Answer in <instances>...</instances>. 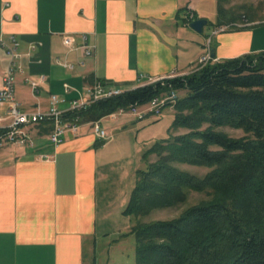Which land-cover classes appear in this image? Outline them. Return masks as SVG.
I'll return each instance as SVG.
<instances>
[{
    "label": "crops",
    "instance_id": "1",
    "mask_svg": "<svg viewBox=\"0 0 264 264\" xmlns=\"http://www.w3.org/2000/svg\"><path fill=\"white\" fill-rule=\"evenodd\" d=\"M183 8L196 19L207 16L201 0H0V34L16 37L23 70L15 86L20 109L46 111L51 95L64 99L57 106L65 109L95 79L126 91L148 79L187 75L207 47L214 61L261 51L252 47L253 32H218L209 42L203 30L183 23ZM65 33L77 45L93 44V56L67 52ZM55 57L74 68L58 65ZM6 66L0 48V87ZM24 77L39 85L31 87ZM63 84L71 87L68 93ZM173 113L168 107L159 117L105 116L100 124L114 122L103 127L111 136L104 142L90 121H82L77 133L65 132L57 145L48 137L49 121L27 128L32 146L1 142L0 264H96L99 230L113 210L123 214L135 172L144 167L142 155L168 137Z\"/></svg>",
    "mask_w": 264,
    "mask_h": 264
},
{
    "label": "trees",
    "instance_id": "2",
    "mask_svg": "<svg viewBox=\"0 0 264 264\" xmlns=\"http://www.w3.org/2000/svg\"><path fill=\"white\" fill-rule=\"evenodd\" d=\"M185 9L188 25L196 18L192 13L187 20ZM172 90L181 94L168 137L143 153L123 215L136 219L176 206L189 191H210L212 199L171 220L135 221L120 239L133 236L135 264H264V51L211 61L75 114L83 122L98 121ZM221 127L245 136L231 138L216 130ZM5 133L0 129V143ZM183 164L210 171L195 176L178 167Z\"/></svg>",
    "mask_w": 264,
    "mask_h": 264
},
{
    "label": "built area",
    "instance_id": "3",
    "mask_svg": "<svg viewBox=\"0 0 264 264\" xmlns=\"http://www.w3.org/2000/svg\"><path fill=\"white\" fill-rule=\"evenodd\" d=\"M191 17L192 12L189 10L186 18L189 20ZM223 28L213 29L211 34L214 35L220 32ZM61 42L67 52L79 50L83 57H91L95 51V46L93 44L83 42L80 45H77L76 37L72 34H62ZM35 47L36 46L32 44L31 48L35 49ZM0 48L5 52L7 57V66L0 87V109L6 107L5 112L0 113V129L6 131L5 136L2 139V142L4 143L32 146V139L27 128L32 124L49 121L52 129L48 137L53 145H57L62 141V135L65 132L71 131L77 133L79 131L82 125V120L80 116L75 114L76 112L86 109L90 104L96 101L107 99L123 92L121 89L113 85L95 79L84 89V92L81 93L77 99L69 101L68 106L65 109H59L57 106L58 103L64 102V99L59 98L56 95H51L48 110L41 111L36 109L30 112L22 111L19 103L15 99L16 77L18 73H23L19 64L20 54L17 51L16 37L13 35L4 36L0 34ZM211 60L214 59L211 57V50L207 47L203 54L192 63V70L196 71L200 69ZM54 61L68 70L74 68L72 63L62 60L59 57H55ZM43 78L44 77L42 76L40 80H43ZM24 80L33 88L37 87L40 81L32 80L29 77H24ZM160 80L162 79H148L146 82L139 83L136 87L153 84ZM63 89L65 93H68L71 90V87L67 84H63ZM177 99L178 94L176 91L172 90L163 92L143 105H133L126 109L120 108L108 116L115 117L129 114L138 119H142L147 115L159 117L163 109L173 107L177 102ZM87 124L90 126L93 134L100 141L104 142L111 137L101 126L99 120L90 121Z\"/></svg>",
    "mask_w": 264,
    "mask_h": 264
},
{
    "label": "rangeland",
    "instance_id": "4",
    "mask_svg": "<svg viewBox=\"0 0 264 264\" xmlns=\"http://www.w3.org/2000/svg\"><path fill=\"white\" fill-rule=\"evenodd\" d=\"M202 13H206L207 15L204 18L207 20V24L203 27V34L210 36L209 42L210 38L213 37L211 29L215 24L218 22H222V25L229 23L220 32H224L223 34L226 35L253 32V49L264 51V0H201ZM230 21L234 23H230ZM177 94L180 96L181 93L179 92ZM167 120L168 118L164 117L162 124L166 123ZM113 122L114 120L112 118H107L101 122V125L102 127L111 126ZM165 129L164 132L166 131ZM216 130L225 133L231 138L245 136L242 130L231 127H221ZM184 132L185 130L181 129L176 131L175 134ZM150 159L154 160L155 156H152ZM178 167L181 170L199 177L204 176L210 171L207 167H196L185 164L179 165ZM211 199L212 195L210 191H189L183 203L173 207L153 210L147 216L136 219L113 210L106 228L103 227V230H99L98 232L99 234H103L100 236L99 245L96 247V264H135V243L133 236L120 239L121 234L127 232L135 221L148 223L171 220L178 217L188 207L208 202ZM91 258L92 256L89 255L90 260Z\"/></svg>",
    "mask_w": 264,
    "mask_h": 264
},
{
    "label": "water",
    "instance_id": "5",
    "mask_svg": "<svg viewBox=\"0 0 264 264\" xmlns=\"http://www.w3.org/2000/svg\"><path fill=\"white\" fill-rule=\"evenodd\" d=\"M207 24V20L204 18H198L190 22L189 27L197 33H202L204 25ZM211 57L213 58V52H211Z\"/></svg>",
    "mask_w": 264,
    "mask_h": 264
}]
</instances>
